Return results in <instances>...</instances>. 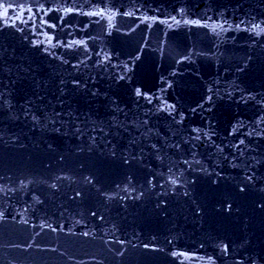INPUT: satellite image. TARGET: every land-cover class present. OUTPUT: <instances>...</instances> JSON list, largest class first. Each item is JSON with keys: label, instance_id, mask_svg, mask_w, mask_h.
Returning a JSON list of instances; mask_svg holds the SVG:
<instances>
[{"label": "water", "instance_id": "water-1", "mask_svg": "<svg viewBox=\"0 0 264 264\" xmlns=\"http://www.w3.org/2000/svg\"><path fill=\"white\" fill-rule=\"evenodd\" d=\"M0 264H264V0H0Z\"/></svg>", "mask_w": 264, "mask_h": 264}]
</instances>
